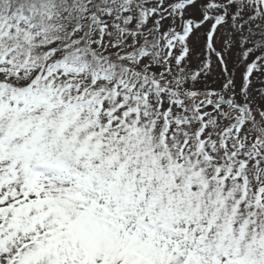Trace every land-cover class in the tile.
<instances>
[{"label": "snow or ice", "instance_id": "snow-or-ice-1", "mask_svg": "<svg viewBox=\"0 0 264 264\" xmlns=\"http://www.w3.org/2000/svg\"><path fill=\"white\" fill-rule=\"evenodd\" d=\"M0 264H264V0H0Z\"/></svg>", "mask_w": 264, "mask_h": 264}]
</instances>
